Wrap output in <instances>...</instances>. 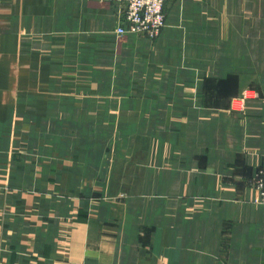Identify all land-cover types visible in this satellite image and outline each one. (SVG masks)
Instances as JSON below:
<instances>
[{
  "label": "crops",
  "instance_id": "0c3cea01",
  "mask_svg": "<svg viewBox=\"0 0 264 264\" xmlns=\"http://www.w3.org/2000/svg\"><path fill=\"white\" fill-rule=\"evenodd\" d=\"M0 0V264H264V0Z\"/></svg>",
  "mask_w": 264,
  "mask_h": 264
},
{
  "label": "built area",
  "instance_id": "2783aa9c",
  "mask_svg": "<svg viewBox=\"0 0 264 264\" xmlns=\"http://www.w3.org/2000/svg\"><path fill=\"white\" fill-rule=\"evenodd\" d=\"M109 1L125 3V7L120 12V23L117 27L119 35L130 32L155 39L160 34L165 24L164 5L167 0ZM253 185L264 205V167L256 172L253 178Z\"/></svg>",
  "mask_w": 264,
  "mask_h": 264
},
{
  "label": "rangeland",
  "instance_id": "374dc122",
  "mask_svg": "<svg viewBox=\"0 0 264 264\" xmlns=\"http://www.w3.org/2000/svg\"><path fill=\"white\" fill-rule=\"evenodd\" d=\"M262 167H264V166H262ZM262 167H260V168H262ZM260 168H259V169H260ZM259 169H258V170H259ZM258 170H257V171H258ZM254 188H255V187H254ZM257 193H258V192H257ZM255 202L258 203L259 205H261V206L264 207L263 202H262L261 198L259 197V193H258V195H257V198H256Z\"/></svg>",
  "mask_w": 264,
  "mask_h": 264
}]
</instances>
